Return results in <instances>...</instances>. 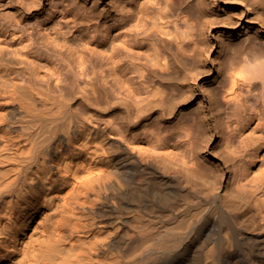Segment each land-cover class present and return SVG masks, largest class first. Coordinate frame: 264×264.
<instances>
[{"label": "bare ground", "instance_id": "6f19581e", "mask_svg": "<svg viewBox=\"0 0 264 264\" xmlns=\"http://www.w3.org/2000/svg\"><path fill=\"white\" fill-rule=\"evenodd\" d=\"M251 1L264 22V0ZM58 2L42 5L34 26L22 23L29 12L0 14V26L16 36L14 50L0 45V264H264V230H250L233 201L219 193L210 163L197 150L179 154L194 172L187 180L205 187L165 171L161 161L178 155L180 147L156 136L152 116L133 117L166 100L163 81L185 61L183 42L201 36L190 1L164 0L152 10L142 0H122L123 17L105 30L104 45L110 32L121 29L120 50L102 56L131 109L118 116L101 105L103 91L90 76L94 62L50 30L65 18ZM145 19L154 31L133 35L131 28L146 27ZM170 25L177 31L174 44ZM239 39L231 44L249 49L217 67L226 87H206L214 107L236 104L239 93L250 95L254 80L264 87V36L249 31ZM62 50L72 58L66 70ZM141 56L152 66L139 63ZM126 58L133 68L122 64ZM118 71L126 77L138 72L145 88L122 82ZM172 121L180 129L177 137L203 141L202 113ZM233 131L252 143V158L264 150V123L257 118ZM243 170V178L250 177V167Z\"/></svg>", "mask_w": 264, "mask_h": 264}, {"label": "rangeland", "instance_id": "374dc122", "mask_svg": "<svg viewBox=\"0 0 264 264\" xmlns=\"http://www.w3.org/2000/svg\"><path fill=\"white\" fill-rule=\"evenodd\" d=\"M48 0H0V14H11V9L29 12V19L23 21L34 26L36 12L47 3ZM149 9L158 6L155 3H162L164 0H153L149 2L142 0ZM196 10L201 36L199 38L190 35L183 42L181 57L185 59L170 73L163 81L167 89L165 101L152 103L139 114L135 113L134 118H148L152 116L150 125L156 136L160 139L164 136V141L173 147H180L178 155L165 157L161 165L165 171L177 174L192 186L205 187L207 183H194L187 180L194 172L191 167L180 162L179 154L185 156L192 155L197 150L199 156L208 161L213 167V172L217 178L216 187L221 195H225L233 201L235 210L240 214L242 221L247 223L250 230H264V176L256 178L260 172H264V150L258 154L257 158H252L254 147L250 141L241 140L236 137L233 127L238 123H245L250 119L257 118L260 123H264V87L259 80L252 81L250 87L251 94L239 93L234 101L236 104H225L223 101L214 107L208 100V90L216 92L222 87H226V82L218 78V64L232 62L239 52H245L242 44L240 47L231 43L238 42L239 37L244 32L253 31L264 36V22L260 20L254 5L247 0H188ZM122 0L114 3V0H59L56 5L61 16L58 21H53L50 28L56 31L60 41L65 39L68 43L78 47V54L82 53L94 62L95 73L91 74L93 85L100 87L103 91L99 96L101 105L109 108L114 115H124L131 110L124 97V90H119L118 84L108 77L102 56L112 55L113 49L120 50L118 41L121 29L110 32L109 43L105 47V30L111 24H118L123 17ZM28 4H33L28 7ZM248 11L247 14L243 13ZM11 11V12H10ZM261 11V10H260ZM142 16V14H139ZM245 15V16H244ZM144 19V17H141ZM146 27L131 28V33L136 32L141 35L143 32L149 34L154 31L151 23L145 19ZM6 25L0 26V45H10V50L16 48L14 39L8 35L4 29ZM8 30V29H7ZM196 30V29H195ZM189 31V30H188ZM6 32V33H5ZM169 32L174 44V37L177 31L173 25L169 26ZM34 34L35 31H32ZM166 43H169V36L163 35ZM231 39V40H228ZM81 41V42H80ZM86 42L95 46L94 50H87ZM224 44H231L229 48L223 49ZM7 47V46H6ZM144 51L146 48L141 47ZM61 62L66 70V65L72 62V58L66 57V52L61 51ZM141 62H146L144 57H140ZM122 64L133 68L128 64L127 58L122 60ZM148 64V63H147ZM148 64V67H151ZM140 68V66H139ZM120 80H132L140 89L143 85L138 84V72L124 76L118 71ZM71 75L67 72L65 76ZM133 78V79H130ZM38 81V80H36ZM48 81V80H45ZM82 82L86 79H82ZM44 82V81H43ZM156 97L148 96L146 100H153ZM155 100V99H154ZM197 112L202 113L205 124V137L203 141L196 139L177 137L180 132L176 128L175 121L177 115L181 118L191 119ZM114 137H118L114 135ZM253 163V164H252ZM244 166L250 167V177L243 178ZM255 172L257 174H255ZM254 178L256 180L252 181Z\"/></svg>", "mask_w": 264, "mask_h": 264}]
</instances>
